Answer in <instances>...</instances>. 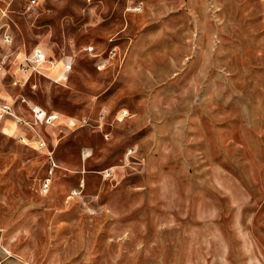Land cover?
Segmentation results:
<instances>
[{"label":"rangeland","instance_id":"rangeland-1","mask_svg":"<svg viewBox=\"0 0 264 264\" xmlns=\"http://www.w3.org/2000/svg\"><path fill=\"white\" fill-rule=\"evenodd\" d=\"M0 71L11 255L264 264V0H0Z\"/></svg>","mask_w":264,"mask_h":264},{"label":"built area","instance_id":"built-area-1","mask_svg":"<svg viewBox=\"0 0 264 264\" xmlns=\"http://www.w3.org/2000/svg\"><path fill=\"white\" fill-rule=\"evenodd\" d=\"M36 3H38V0H27L28 6L34 5ZM8 38H9L8 34L7 33H3L2 39L4 41H7ZM31 59H33V64H34L33 67L34 68H37L38 70L39 69L40 70L42 69L41 72H43L44 70H46V67H45V69L43 67L44 64H46L47 69H50L53 66V62L51 60H48L44 56V54L39 49H37V48H35V49L32 50V52H31ZM60 68H61V74H59V76L61 78H63L65 71H67V69L69 68V63L61 64V67ZM38 70H37V72H39V74H41V72L38 71ZM13 83L15 84L16 82L13 81ZM31 111H32L35 119H38V120H41L43 118H45L46 121L56 119L55 115H47V116H45V114L43 112L37 110L36 108H33ZM3 115H11L12 116V113H11V109H10L9 104H7L5 102H0V118ZM47 182H48V180L47 179H44V181L42 182V188L47 187V185H48Z\"/></svg>","mask_w":264,"mask_h":264},{"label":"crops","instance_id":"crops-1","mask_svg":"<svg viewBox=\"0 0 264 264\" xmlns=\"http://www.w3.org/2000/svg\"><path fill=\"white\" fill-rule=\"evenodd\" d=\"M3 243V232L0 230V264H24V261L10 254Z\"/></svg>","mask_w":264,"mask_h":264}]
</instances>
